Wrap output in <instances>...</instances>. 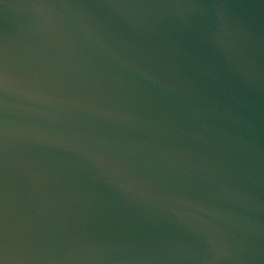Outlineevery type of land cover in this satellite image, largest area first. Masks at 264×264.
<instances>
[{"label":"water","instance_id":"water-1","mask_svg":"<svg viewBox=\"0 0 264 264\" xmlns=\"http://www.w3.org/2000/svg\"><path fill=\"white\" fill-rule=\"evenodd\" d=\"M0 264H264V0H0Z\"/></svg>","mask_w":264,"mask_h":264}]
</instances>
